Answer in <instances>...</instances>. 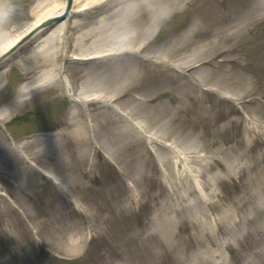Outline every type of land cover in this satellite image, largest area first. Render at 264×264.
Masks as SVG:
<instances>
[{"label":"rangeland","instance_id":"rangeland-1","mask_svg":"<svg viewBox=\"0 0 264 264\" xmlns=\"http://www.w3.org/2000/svg\"><path fill=\"white\" fill-rule=\"evenodd\" d=\"M64 1L0 0V46ZM72 10L63 35L37 33L0 72V264H264V0ZM96 49L113 57L68 58ZM58 65L76 96L99 88L171 151L97 100L89 137Z\"/></svg>","mask_w":264,"mask_h":264},{"label":"bare ground","instance_id":"bare-ground-1","mask_svg":"<svg viewBox=\"0 0 264 264\" xmlns=\"http://www.w3.org/2000/svg\"><path fill=\"white\" fill-rule=\"evenodd\" d=\"M73 2V1H72ZM67 6L65 5V1L63 2V4H61V8L58 11L55 12H49L47 14L44 15V17L40 18V19H36L35 21H33L32 23L28 24L27 26H25V28H23L19 33H17L16 35H14L11 39H9L5 44H3L2 46H0V56L3 55L6 51H8L11 46H13L16 42H18L22 37L24 39V35L26 33H30L31 31H33V29H35V27L37 25H39L40 23H42L43 21H45L47 18L55 16V15H59V14H64V12L66 11ZM66 29V22L63 23H59L56 25V27L54 29H52L50 32L46 31V38H45V43H52L53 39L57 36H61L63 35L64 31ZM22 39V40H23ZM46 46V45H45ZM44 46V47H45ZM44 49V48H43ZM109 51L112 49H108ZM41 51H44L41 49ZM100 52H104L103 50H98L97 49L93 52H85L87 55V57H80V58H90V57H102L108 54H111V52H105V53H100ZM92 54V55H91ZM76 58V57H73ZM46 81H50V76H49V72L45 75H41L40 78H36L34 81H32L31 83L27 84L24 86L25 89H28L32 86L41 84V83H45ZM65 91L67 92V94L69 96H72V93L74 92L71 85L69 84L67 78L65 79V75H64V79L61 80ZM92 91V90H91ZM76 92V91H75ZM101 90L98 88L96 90H94L93 92H89L88 94L85 92H81V93H77L83 100H88V99H98L99 97H101ZM83 103V101H82ZM76 110V109H75ZM7 109H1L0 110V118H3L5 116V114L7 113ZM35 168L36 170L43 176L47 177V178H52L54 182H57V178L54 177L51 173H49L46 169H44L43 167L30 162ZM1 195H4V193H2Z\"/></svg>","mask_w":264,"mask_h":264},{"label":"water","instance_id":"water-1","mask_svg":"<svg viewBox=\"0 0 264 264\" xmlns=\"http://www.w3.org/2000/svg\"><path fill=\"white\" fill-rule=\"evenodd\" d=\"M70 3H71V0H68V1H67L66 14L68 13V10H69V7H70ZM62 18H64V16L50 19V20H48L46 23H44L43 26H46V25H48V24H50V23H52V22H54V21H59V20L62 19ZM35 31H36V30H35ZM35 31H34V32H35ZM34 32H32L31 34H33ZM2 58H3V57H2Z\"/></svg>","mask_w":264,"mask_h":264}]
</instances>
